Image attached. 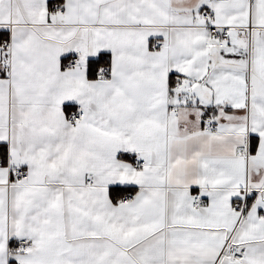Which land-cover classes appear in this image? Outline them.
<instances>
[{
	"label": "snow or ice",
	"instance_id": "1",
	"mask_svg": "<svg viewBox=\"0 0 264 264\" xmlns=\"http://www.w3.org/2000/svg\"><path fill=\"white\" fill-rule=\"evenodd\" d=\"M0 264H264V0H0Z\"/></svg>",
	"mask_w": 264,
	"mask_h": 264
}]
</instances>
